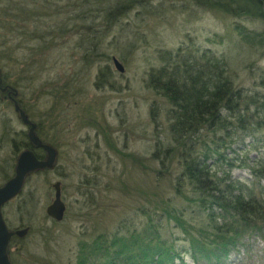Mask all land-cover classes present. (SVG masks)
<instances>
[{
    "label": "rangeland",
    "instance_id": "374dc122",
    "mask_svg": "<svg viewBox=\"0 0 264 264\" xmlns=\"http://www.w3.org/2000/svg\"><path fill=\"white\" fill-rule=\"evenodd\" d=\"M44 1L0 0L1 74L8 85H20L14 86L17 99H23L31 119L41 123L43 141L58 152L53 167L26 176L24 187L3 213L14 232L12 264H78L84 244L133 226L142 230L148 222L146 209L183 204L178 189L189 186L179 179L176 155L167 168L151 161L156 152L158 160L164 158L173 143L169 100L149 85L150 71L163 64L159 51L195 44L200 53L227 54L236 84L264 92V47L243 42L232 28L237 21L233 16L192 0H141V7L127 13L114 11L117 4L130 5L127 0ZM17 5L34 26L14 23L10 15L19 12ZM40 10L50 15L44 17ZM109 12L116 16L111 17L113 26L105 19ZM254 23L243 22L259 31V21ZM182 52L189 54L191 49ZM114 58L124 72L116 68ZM102 70L107 72L103 86L97 84ZM10 86L1 85L7 89L0 91L10 92ZM2 99L9 103L7 96ZM8 103L0 106V186L15 175V144L25 143L21 133L27 131ZM235 152L249 156L253 164L255 150ZM233 173L241 180L251 177L247 167ZM57 183L65 207L62 220L48 215ZM173 225L172 221V232L177 230ZM249 242L232 251L224 264H264V237ZM185 261L207 264L196 263L190 255Z\"/></svg>",
    "mask_w": 264,
    "mask_h": 264
},
{
    "label": "trees",
    "instance_id": "16d2710c",
    "mask_svg": "<svg viewBox=\"0 0 264 264\" xmlns=\"http://www.w3.org/2000/svg\"><path fill=\"white\" fill-rule=\"evenodd\" d=\"M127 1L130 5L117 4L114 11L127 13L140 2ZM192 1L238 19L233 29L239 38L252 48L264 47V0ZM17 9L19 12L10 15L14 23L34 26L31 22L35 21L20 5ZM245 20L259 21L261 29L253 33L243 24ZM194 45L160 50L163 64L149 73V85L169 100L168 131L173 140L164 158L158 160L156 152L151 161L167 168L176 155L179 179L189 186L178 189L183 204L172 209L156 207L152 212L146 209L148 222L142 230L133 226L84 244L78 264H176L178 260L187 264L186 255L196 263L224 264L245 240L264 237V92L236 84L227 54L200 53ZM187 49H191L189 54L182 52ZM105 75L103 70L98 74V85L103 86ZM4 80H8L6 75ZM260 86L264 88V72ZM4 95L0 93V106H7ZM21 135L26 141L20 147L14 141L16 155L31 147L25 133ZM237 148L255 150L253 164L249 156L237 154ZM237 167H247L251 177L237 179L233 173ZM157 215L159 222L155 221ZM172 221L177 229L173 232ZM247 249L251 250L249 245Z\"/></svg>",
    "mask_w": 264,
    "mask_h": 264
},
{
    "label": "water",
    "instance_id": "95a60500",
    "mask_svg": "<svg viewBox=\"0 0 264 264\" xmlns=\"http://www.w3.org/2000/svg\"><path fill=\"white\" fill-rule=\"evenodd\" d=\"M115 63L120 72H124V67L121 65L118 59L115 58ZM1 77V72H0ZM1 84V83H0ZM1 87V85H0ZM2 88V87H1ZM7 88H2L5 91ZM12 94V88L9 92ZM22 114V120L24 123L28 124L30 121L27 117ZM36 126L31 124L30 131V140L33 144L38 146H43L49 152V157L47 160L39 159L36 154L32 150L24 151L19 158L16 175L10 179L4 186L0 187V264H12L8 255L9 242L14 235V232L10 231L9 226L6 220L3 217L2 207L5 203H7L13 196H17L18 193L22 190V186L26 179V176L33 170H39L43 168H51L53 167V163L56 161V152L55 149L49 145L43 144L39 141V138L35 135L34 129ZM60 184L57 183L56 187V200L55 202L48 208V215L56 220H62L64 215L65 207L61 202V192L59 188ZM18 234L24 233V231H18Z\"/></svg>",
    "mask_w": 264,
    "mask_h": 264
},
{
    "label": "bare ground",
    "instance_id": "6f19581e",
    "mask_svg": "<svg viewBox=\"0 0 264 264\" xmlns=\"http://www.w3.org/2000/svg\"><path fill=\"white\" fill-rule=\"evenodd\" d=\"M61 1V0H60ZM96 1H99V0H96ZM143 2L144 1H141L140 0V2H138V3H136V4H133L132 5V7H133V9L132 10H134L135 8H138V7H141L142 5H143ZM39 5H41V4H39ZM42 6V5H41ZM41 11V10H40ZM122 11V10H121ZM120 11V12H121ZM41 13L43 14V15H45L44 17H48L50 14H48L47 12H42L41 11ZM118 14V13H117ZM41 17H43V16H41ZM111 17H116V16H114L113 14L111 15V12H110V14H109V16L107 15V16H105V19H106V21H107V23L108 24H111L112 26L113 25H115V23L114 22H111L112 20L114 21L115 19L113 18V19H111ZM231 17V16H230ZM236 20H238V19H236ZM233 28V27H232ZM70 30V29H69ZM234 30V29H233ZM235 31V30H234ZM253 33H257V29H255V30H251ZM117 59V58H116ZM115 60V58L113 59V61ZM114 64H116L115 62H114ZM117 65V64H116ZM115 65V66H116ZM116 68H117V66H116ZM106 69V71H108V69L107 68H105ZM1 72V71H0ZM107 73V72H106ZM16 82V81H15ZM0 85H2V86H10V85H8L7 84V81H5L4 80V75L2 76V74H1V77H0ZM17 84V85H16ZM14 86L15 87H20V85L18 84V83H16ZM14 86H10V88H12V94H10L9 92H5V97L7 96V98L8 99H10L9 100V103L8 104H10V105H12V106H14V109H15V111L18 113V115L21 117V121L23 122V120H22V114H21V112H23L24 113V115L27 117V119L30 121V123H28V124H26V123H24L23 122V124H25L26 125V128H27V131H25L24 133H25V135L29 138V141L31 142V140H30V131H31V124H34L36 127V129H34V133H35V135L39 138V141H41L43 144H46V145H49V146H51V147H53L51 144H48V143H46V142H44L43 141V139L41 138L42 136L40 135V132H39V130H40V124L38 123V122H34L32 119H31V117H30V113H28L29 111H28V107H27V105L26 104H24L25 102L24 101H22V100H18L17 98H18V95H19V90L17 89V88H15ZM12 96H14V97H12ZM6 126H8L9 127V129H12L13 128V124H12V122H8L7 124H6ZM23 133V132H22ZM32 143V142H31ZM33 144V143H32ZM54 148V147H53ZM55 149V148H54ZM27 150H32L35 154H36V156H39L41 159H43V160H47V158L49 157V152H48V150L47 149H45L43 146H38V145H35V144H33V145H31V147H27V148H24V149H22V151L21 152H18V158L16 159V161H15V165H16V168H15V175H16V171H17V166H18V162H19V158L21 157V155H22V153L24 152V151H27ZM41 152V153H40ZM55 152H56V156H58V152H57V150L55 149ZM40 155H39V154ZM56 160H57V157H56ZM55 163H56V161H55ZM55 163H53L54 165H55ZM44 170H45V168H43ZM40 170H42V169H39V170H36V171H40ZM31 172H35V170H33V171H31ZM30 172V173H31ZM14 175V176H15ZM13 176V177H14ZM12 177V178H13ZM11 178V179H12ZM9 180H7V182H8ZM6 182V183H7ZM6 183H4L3 185H1L0 187H2V186H4ZM24 183H25V181H24ZM24 187V184H23V186H22V188ZM18 196V195H17ZM16 195L15 196H13V198L12 199H10L7 203H5L4 205H3V207H2V213H3V208L5 207V205L6 204H8V203H10V202H12L16 197H17ZM3 217H4V213H3ZM4 219H5V217H4ZM11 231V230H10ZM12 244V242H11V240H10V242H9V247H10V245ZM8 255H9V259L11 260V257H10V251H9V248H8Z\"/></svg>",
    "mask_w": 264,
    "mask_h": 264
}]
</instances>
